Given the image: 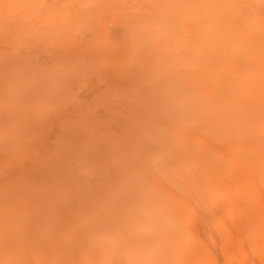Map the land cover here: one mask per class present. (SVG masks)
<instances>
[{
  "label": "rangeland",
  "instance_id": "1",
  "mask_svg": "<svg viewBox=\"0 0 264 264\" xmlns=\"http://www.w3.org/2000/svg\"><path fill=\"white\" fill-rule=\"evenodd\" d=\"M0 55V264H264V0H0Z\"/></svg>",
  "mask_w": 264,
  "mask_h": 264
},
{
  "label": "bare ground",
  "instance_id": "2",
  "mask_svg": "<svg viewBox=\"0 0 264 264\" xmlns=\"http://www.w3.org/2000/svg\"><path fill=\"white\" fill-rule=\"evenodd\" d=\"M248 34L249 32L245 35L248 36ZM18 57L19 58L15 60H9V58L0 55V95H2V97L8 96V101H10V105L8 104L9 109H13L20 99V94L18 91L23 90L22 88L20 89L23 75H25L24 77H26L27 74L34 73V77L32 78V80L33 82L37 81L35 82V85H37V90L35 91V93H42L46 87L45 83L47 82L42 81V79L39 78V74L44 73L41 68L38 67L35 69V71H32V69L29 67L30 60L28 62L24 61L20 56ZM51 76L53 78V81L57 82L60 78H62V71H60L59 73L55 72L51 74ZM23 85L29 86L27 84ZM22 170L23 167L19 163L15 164L12 167H5V169H2L1 171L0 175L2 176L0 177V179H7L10 175H13L16 172H21Z\"/></svg>",
  "mask_w": 264,
  "mask_h": 264
}]
</instances>
